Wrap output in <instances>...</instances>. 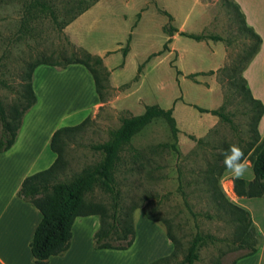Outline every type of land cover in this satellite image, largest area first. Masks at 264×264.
I'll return each mask as SVG.
<instances>
[{"label":"rangeland","instance_id":"374dc122","mask_svg":"<svg viewBox=\"0 0 264 264\" xmlns=\"http://www.w3.org/2000/svg\"><path fill=\"white\" fill-rule=\"evenodd\" d=\"M231 2L238 6L246 25L261 40L258 54L244 71L238 68V56L252 40L241 31L238 13ZM19 8L17 1L0 0V74L13 86V91L0 86V99L6 107L15 100V91L20 89L27 64L39 57L50 61L72 54L81 57L82 49L101 57L102 63L106 60L109 67L103 63L106 68L102 73L105 77L103 99L99 100L97 95L98 103L94 107H91L95 95L93 79L83 66L73 65L78 69L68 68L63 75L51 74L47 78L43 77L47 73L44 69L36 72L35 89L46 112H39L31 120L32 126L25 137L27 152L41 151L43 156L50 152L49 144L44 149L45 138L36 132L40 130L33 129L42 122L40 115L49 116L51 125L58 128L83 123L65 138L62 147L63 166L58 181H68L83 168L101 160L102 155L90 146L107 141L111 132L119 128L122 118L140 115L147 105L172 108L179 130V154L166 147L172 140L162 121L147 126L121 153L124 158L116 176L122 205L136 206L135 227L139 221H146L144 211L169 222L171 233L183 246L169 264L182 260L190 239L197 232L216 236L221 242L202 246L194 264H231L250 247L261 243V238L247 228L254 238L249 241L250 247L239 249L234 242V225L215 216L213 219L205 216L214 215L215 211L205 192L203 172L212 155L221 151L223 143L237 144L239 139H248L247 124L255 111L242 96L238 87L240 78L245 79L252 97L264 106V0H100L62 32L46 26L41 38L14 44L9 38L16 29ZM167 26L177 32L168 36L164 31ZM180 33L217 35L223 41H195ZM194 106L209 110L224 106L231 113L235 128L216 116L200 113ZM198 139L202 143H197ZM260 140L264 146V138ZM131 156H144L138 171ZM43 167L40 164L39 170ZM229 179L222 174L219 183L228 199L235 203L234 191L227 192ZM93 197L94 201L108 202L99 190H95ZM248 205L253 207V217L261 213L254 202ZM157 223L166 231V224ZM139 231L133 241H136L133 252L137 258L144 254L149 240L144 226ZM163 251L162 247L160 253ZM157 255L154 251L147 253L146 258L153 259L148 264L160 259Z\"/></svg>","mask_w":264,"mask_h":264},{"label":"trees","instance_id":"16d2710c","mask_svg":"<svg viewBox=\"0 0 264 264\" xmlns=\"http://www.w3.org/2000/svg\"><path fill=\"white\" fill-rule=\"evenodd\" d=\"M20 4L19 19L15 31L9 38V42L17 44L25 40H37L42 37L46 26L57 32L73 22L76 18L91 9L100 0H14ZM231 6L238 13L241 23V31L249 36L252 44L243 50L238 56L237 65L239 70L244 71L247 64L258 53L261 40L259 36L245 23L243 14L238 6L231 2ZM169 20L170 14L165 13ZM168 36H172L177 30L171 26L164 27ZM195 41L205 39L221 42L223 39L217 35H193L180 33ZM166 49V46L163 47ZM81 51V57L72 54L69 57L61 56V60L50 61L39 57L27 64V69L21 75L20 89L15 91V100L6 107L0 99V153L8 151L15 143L21 128L23 117L35 105L36 96L32 85L34 70L40 65H47L57 69H64L69 65H81L91 75L95 92L102 100V90L105 89L106 72L102 58L94 56L85 50ZM126 50L123 52L125 55ZM140 67L137 69V74ZM208 73H211L208 72ZM192 77V76H189ZM136 79V77H135ZM239 89L244 100L255 111L247 124V140H238L245 157L251 162L253 179H233V191L237 197L260 198L264 197V146L261 145L258 132V123L264 114L263 104L252 97L244 78L239 80ZM0 86L13 91V86L1 77ZM200 113H209L216 116L220 121L235 128L231 113L226 112L224 106L218 109H204L194 106ZM164 122L169 130L171 142L166 147L173 153L179 154L177 148L179 130L173 116V109H163L158 105H147L144 111L137 116L122 118L118 129L111 132L110 138L98 144H92L91 150L101 154V160L92 166L83 168L68 181H58V173L62 169V147L65 138L79 130L82 124L76 126H64L58 128L51 136L49 142L50 150L56 155L55 161L47 168L27 176L21 183L17 197L26 203L32 204L40 213L41 220L34 230L30 242V251L36 264H46L51 256L63 254L69 248L72 236V226L76 218L94 216L98 219V228L93 235L92 247L95 250L114 249L126 250L131 247L135 238V224L133 211L136 206L122 205V192L119 187L116 170L123 162L121 153L129 146L134 137L141 133L147 126L156 122ZM194 139V138H193ZM202 143V139L196 140ZM230 144L223 143L221 151L212 155V161L208 163L203 172V183L205 192L213 204L215 214L207 213L208 219L217 217L227 224L235 227V245L237 248L250 247L249 241L254 237L247 231L251 228L260 238L261 235L252 223L248 211L236 205L228 199L220 187V178L226 168L223 166L222 151ZM144 156H131L132 162L138 171L143 165ZM99 190L108 202L94 201L93 194ZM182 197L186 207L190 210ZM144 216L153 222L166 224V235L173 246L172 252L150 264H169L182 251V242L175 237L171 231L169 222L165 219H156L144 211ZM221 239L211 234L195 233L190 239L182 260L175 264H194L199 258V249L206 243L214 244ZM262 244L250 247V250L238 256L231 264L239 259L250 256L258 250Z\"/></svg>","mask_w":264,"mask_h":264},{"label":"crops","instance_id":"0c3cea01","mask_svg":"<svg viewBox=\"0 0 264 264\" xmlns=\"http://www.w3.org/2000/svg\"><path fill=\"white\" fill-rule=\"evenodd\" d=\"M254 57L251 59V62L254 60ZM103 61L105 67L109 68L107 61ZM68 68L73 69L76 67L69 65L66 69L58 70L55 67L40 65L34 70L32 80L33 90L36 96V105L34 107L36 108H32L23 120L14 145L8 151L0 153V264H36L30 251V242L34 230L41 220V215L30 203L23 202L19 199L17 197V192L22 181L27 176L33 172L40 171V164L45 166L43 170L45 168L47 169L55 161L56 155L51 150L43 156L41 151H37L33 154L31 151L27 152L26 149L25 137L27 129L32 126L31 120L39 116V112L43 114L46 112L43 111L46 110V108L43 109L40 104L35 89L34 78L36 72L42 69L47 72L43 77L47 78L50 77L51 74L63 75ZM97 103L98 98L95 92L91 107L96 106ZM40 117L42 122L35 124L33 129L37 128L40 130L36 132L38 135L45 138L44 149H46L52 134L58 127L51 125L52 122L49 116L44 117V115H40ZM263 122L264 114L258 123V132L261 139L264 138ZM29 143L30 142H28V144ZM43 152H45V150H43ZM248 162V170L242 179L251 181L254 176L251 162ZM223 174L224 176L230 177L226 182L229 188L227 192H233L232 180L234 177L227 169ZM252 201L256 204L257 211L261 212L260 214L256 213L258 215H255L256 217L252 216L253 207L248 205L253 203ZM235 204L249 212L252 223L262 239V244L256 253L239 259L235 264H264V197H236ZM144 219H146V221L143 223L139 221L137 227H135L137 238L138 231H142L143 226L144 231L147 232L149 236L147 249L139 258H137L135 252H133L136 241L127 250L93 249L92 239L98 228V220L94 216H89L75 219L72 226L69 248L61 255L51 256L46 264H148V262H151L153 259L150 256L146 258L147 253L153 251L157 252V258L168 256L172 252L173 246L167 238L165 229L157 222H153L146 217ZM158 225H160V227ZM162 247L164 251L160 253Z\"/></svg>","mask_w":264,"mask_h":264},{"label":"clouds","instance_id":"9594fccd","mask_svg":"<svg viewBox=\"0 0 264 264\" xmlns=\"http://www.w3.org/2000/svg\"><path fill=\"white\" fill-rule=\"evenodd\" d=\"M223 166L231 172L235 179H241L248 170L249 162L238 144H230L222 151Z\"/></svg>","mask_w":264,"mask_h":264}]
</instances>
